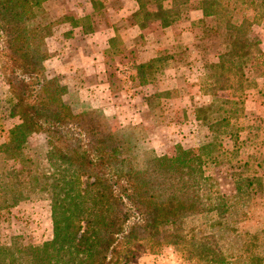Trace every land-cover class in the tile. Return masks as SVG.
<instances>
[{"label":"trees","instance_id":"obj_1","mask_svg":"<svg viewBox=\"0 0 264 264\" xmlns=\"http://www.w3.org/2000/svg\"><path fill=\"white\" fill-rule=\"evenodd\" d=\"M49 1L0 0V77L8 116L17 120L0 143L1 202L10 208L44 193L52 222V238L41 245H0V264H131L169 248L192 264H264V226L247 230L255 206L264 208L255 200L262 180L240 179L236 194L225 196L204 173L215 162L210 145L141 157L143 144L132 132L114 129L100 111H74L64 100L67 87L47 76L45 41L56 23L46 12ZM135 1L140 30L168 28L178 15L176 0L168 8L167 0ZM223 1L201 2L203 17L222 19L227 30V52L212 69L230 81L234 68L242 83V59L253 51L250 25L233 24L230 0ZM242 3L256 18L264 15V0ZM158 61L137 69L152 70ZM36 135L45 138L44 169L26 154Z\"/></svg>","mask_w":264,"mask_h":264},{"label":"rangeland","instance_id":"obj_2","mask_svg":"<svg viewBox=\"0 0 264 264\" xmlns=\"http://www.w3.org/2000/svg\"><path fill=\"white\" fill-rule=\"evenodd\" d=\"M176 1L178 15L166 30H159L156 23L138 32L133 28L134 0H50L46 12L56 23L45 41L50 56L47 76L67 87L64 100L74 111H100L114 129L132 132L143 144L141 157L146 150L162 157L177 147L198 150L210 145L207 153L215 162L204 173L214 191L232 197L238 180L259 178L262 189L255 200L264 202V15L256 18L243 0L227 3L233 24L249 22L247 38L253 44L252 55L242 59L244 80L239 83L240 73L234 68L227 77L230 81L212 69L217 56L227 52L224 21L214 18L207 28L198 22L194 36H183L180 27L194 18L189 12L203 0ZM163 4L168 8L171 3ZM150 60H159L152 70L137 69ZM223 60L231 62L227 56ZM6 95L0 77V143L17 124L8 116ZM26 154L46 168L45 138L29 139ZM2 168L0 164V172ZM8 204L0 197V245H41L51 240L46 194L31 195L6 208ZM255 209L248 231L264 226V208ZM131 264L192 263L169 248Z\"/></svg>","mask_w":264,"mask_h":264},{"label":"crops","instance_id":"obj_3","mask_svg":"<svg viewBox=\"0 0 264 264\" xmlns=\"http://www.w3.org/2000/svg\"><path fill=\"white\" fill-rule=\"evenodd\" d=\"M134 2H135V4H136V6H134V12H136L137 11V9H138V5H137V3H136V1L134 0ZM190 15H192V17H194V18H192V19H187V20H185V23H186V25H183V26H181L180 27V29H181V32H183L182 34H183V36H188V37H192V36H194V33H195V27H198L199 25H205V28H207L208 27V22L209 21H213V19L215 18V17H203V14H202V10H201V6H200V4L198 3L197 5H195L191 10H190V12H189V17H190ZM195 16H196V18H195ZM197 21V22H193V21ZM198 22H200V24L198 25ZM196 25V26H195ZM133 28L134 29H137L138 30V32H141L140 31V29H138V27L136 26V25H134L133 26ZM148 29H151V27L150 28H148ZM159 30H166V29H161V27L159 28ZM62 62H64L65 63V61L63 60Z\"/></svg>","mask_w":264,"mask_h":264}]
</instances>
